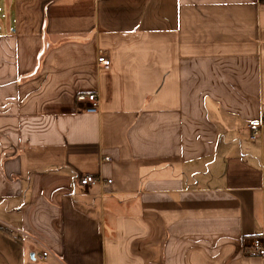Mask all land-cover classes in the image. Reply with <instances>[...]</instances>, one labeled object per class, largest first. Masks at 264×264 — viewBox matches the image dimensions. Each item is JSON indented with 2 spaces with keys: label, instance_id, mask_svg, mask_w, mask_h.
Masks as SVG:
<instances>
[{
  "label": "crops",
  "instance_id": "1",
  "mask_svg": "<svg viewBox=\"0 0 264 264\" xmlns=\"http://www.w3.org/2000/svg\"><path fill=\"white\" fill-rule=\"evenodd\" d=\"M263 117L264 0H0V264H264Z\"/></svg>",
  "mask_w": 264,
  "mask_h": 264
},
{
  "label": "built area",
  "instance_id": "2",
  "mask_svg": "<svg viewBox=\"0 0 264 264\" xmlns=\"http://www.w3.org/2000/svg\"><path fill=\"white\" fill-rule=\"evenodd\" d=\"M98 63L101 67L109 68L111 61L105 55H101L98 58ZM78 101L87 103L85 110L89 113H96L99 111V98L96 94H82L78 96ZM252 133L251 136L256 138L261 136L264 132V117L261 119H257L251 122ZM106 182L111 183L112 180L109 179ZM79 183L83 187H88L96 183H105V180L101 177H97L95 175L87 174L83 175L79 179ZM249 250L258 255H264V240L261 237L253 238L251 244L249 245ZM49 252H43L42 257L46 258Z\"/></svg>",
  "mask_w": 264,
  "mask_h": 264
}]
</instances>
